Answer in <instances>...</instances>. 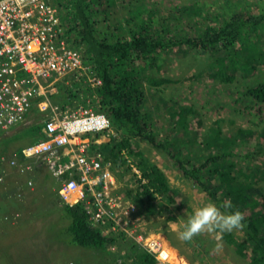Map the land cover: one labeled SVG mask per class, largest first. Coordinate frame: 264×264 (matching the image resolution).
I'll return each mask as SVG.
<instances>
[{
    "label": "rangeland",
    "instance_id": "374dc122",
    "mask_svg": "<svg viewBox=\"0 0 264 264\" xmlns=\"http://www.w3.org/2000/svg\"><path fill=\"white\" fill-rule=\"evenodd\" d=\"M119 2L111 6L113 13L116 6L122 13L121 9L126 4L129 8L139 5L151 11V23L158 25V29L163 28L165 33L169 28L175 38L179 39L182 36L186 39L195 36L196 31L207 26L206 23L219 26L225 19L237 13L245 16L264 13V0H119ZM190 6L195 7L194 11L184 9ZM262 35L264 47V30ZM167 52L168 49H165L162 63L159 69L155 70V74L170 81L158 86L146 81L144 87L146 105L151 109L158 106L152 118L154 133L158 137L159 135L165 137L168 131L176 138L178 130L181 129L186 135L185 138L193 137L188 145L195 150L198 144H202L201 141L211 127H221L219 136L223 141L229 136H234L239 129L251 130L252 134L241 137L240 142L232 148L234 154L231 160L251 174L249 181L253 182L252 191L255 189L256 192L253 194L258 200V207H262L264 103L257 101L247 89L264 81V63L259 64L251 74L238 70L236 80L222 83L219 78H213L211 75L210 66L215 57L205 48L184 43L181 47H175ZM175 105L176 107L186 105L191 110L186 117L185 126L179 127L176 132L173 128L171 132L173 117L167 107L172 108ZM47 116L45 113L43 115L36 113L32 122H41ZM217 119L220 122L216 125ZM22 127V122L17 123L7 130H0V135L2 139L5 137L8 140L15 134L19 147L34 142V133L29 135L27 128ZM107 140L108 138L104 140L101 138V141ZM137 141L135 148L142 150L149 160L165 171L175 201L167 202L156 193L148 197L144 193L143 184H134L129 180L132 174L129 171L124 172V169L129 160L134 164L136 161L129 154H125L121 163L115 165L113 172L125 194L132 199V196H137L139 202L134 201L137 210L130 214L122 230L118 229L122 232L107 234L109 239L107 249L110 253L104 254L102 250L89 249L72 242V234L67 228L71 222L68 214L65 216L69 222L61 217L60 221L58 219L54 221L50 217L56 215V208L63 203L58 194L59 182L54 178L51 181L50 193L42 185L46 180L44 174L43 183L39 186L26 184L23 187L19 184L12 188H0V264H135L134 258L129 256L135 251L132 248L135 245L133 238L148 234L161 241L163 252L165 247L169 248V254L173 255L176 251L179 260H184L186 264H252L250 254L237 250L224 238V233L201 234L194 237L191 242L177 239V232L184 229L188 217L195 209L207 203L216 205L217 203L209 197L205 188L183 173L165 150L154 147L142 138ZM204 151H212V148ZM246 153H251V157L248 158ZM36 165L32 166V171ZM9 166L12 167L11 164ZM47 172L51 173L50 170ZM39 174L38 172L36 176ZM6 177L8 181L11 180L10 175ZM46 181L49 182L50 178ZM212 186L217 184L214 183ZM53 187L56 189L53 190ZM34 194H37L38 198H35ZM122 210L127 209L123 206ZM105 230L109 231L110 227ZM233 233L236 237L242 235L240 230ZM218 244L221 246L217 247ZM163 257L160 258L163 264H173L168 260L169 257L166 258L164 255ZM161 262L158 261L156 264Z\"/></svg>",
    "mask_w": 264,
    "mask_h": 264
},
{
    "label": "trees",
    "instance_id": "16d2710c",
    "mask_svg": "<svg viewBox=\"0 0 264 264\" xmlns=\"http://www.w3.org/2000/svg\"><path fill=\"white\" fill-rule=\"evenodd\" d=\"M50 1L64 25L63 35L80 51L84 65L101 80L99 85L92 88L83 77L72 75L71 85H59V93L55 95L60 96L61 108L78 106L79 102L86 104V98H91L89 106L95 112L105 113L111 120L112 129L121 137L118 141L113 138L111 143H95L99 150L114 159L122 158L125 154L132 156L147 180L144 193L148 197L155 193L160 194L167 202H172L175 201V196L171 192L165 171L135 147L138 144L137 139L142 138L154 147L165 150L185 175L205 188L218 206L224 201H230L232 208L227 211H240L244 214L245 227L240 230L242 235L236 237L231 232L224 233L223 236L241 253L248 252L252 264H264V204L258 207V200L253 194L256 191H252L253 182L249 181L251 174L231 160L234 154L232 148L240 142L241 137L252 134L251 130L239 129L238 133L223 141L219 136L221 127H211L201 141L202 144L192 150L188 143L193 137L185 138L186 135L179 129L185 126L186 117L191 110L189 106L167 107L173 117L170 130L172 132L174 128L176 132L179 129L177 137L173 138L168 131L165 137H158L152 127V118L158 106L151 109L146 105L144 91L146 81L156 86L170 81L158 77L155 70L162 63L165 49L169 53L184 43L201 46L215 57L210 66L211 75L219 78L222 83L236 80L238 70L251 74L259 64L264 63V13L249 14L246 17L237 13L225 19L219 26L206 23L207 26L196 31L195 36L187 39L182 36L179 39L175 38L169 28L165 33L163 28L158 29V25L151 23V11L139 5L129 8L126 4L121 9L122 13L116 6L113 13L111 6L121 1ZM194 8L190 6L184 9L194 11ZM247 91L257 101L264 103V81L248 87ZM42 99L43 97H37L35 103ZM34 110L39 108L35 105ZM219 122V119L215 120L216 125ZM41 125V122L33 124L36 133L33 143L46 138L41 131ZM209 147L212 151H204ZM250 155L251 153H246L248 158ZM27 159L23 157L21 160ZM125 171H130V168H125ZM44 176L45 179L49 178L47 173ZM214 183L217 186H212ZM34 197L38 198V195L34 194ZM132 197L133 201L139 202L137 196ZM55 211L57 212L54 216L48 214L54 221L61 217L69 222L65 214L70 216L71 222L67 228L72 234L74 244L102 250L104 254L110 253L107 249L109 239L100 229L91 226L84 203L71 205L63 202ZM133 248L135 251L131 256L138 264L158 263L145 250L136 249V245Z\"/></svg>",
    "mask_w": 264,
    "mask_h": 264
},
{
    "label": "built area",
    "instance_id": "2783aa9c",
    "mask_svg": "<svg viewBox=\"0 0 264 264\" xmlns=\"http://www.w3.org/2000/svg\"><path fill=\"white\" fill-rule=\"evenodd\" d=\"M63 28L50 0H0V129L22 122L37 97H43L37 105L42 111H52L43 128L49 140L30 145L22 153L46 163L61 179V199L73 205L84 203L89 221L107 236L122 232L137 205L119 185L113 172L115 163L99 148H92L90 133L110 129L107 116L89 107L90 98H86V104L79 102L64 111L51 102L56 83H66L72 75L83 77L92 88L101 83L84 65L81 53L70 46ZM10 162L18 165L14 159ZM126 167L130 168L129 180L134 184L147 183L131 160ZM123 206L127 210H122ZM108 226L110 230L106 231ZM135 239L149 251H160L158 257L164 258L160 240L149 235Z\"/></svg>",
    "mask_w": 264,
    "mask_h": 264
},
{
    "label": "clouds",
    "instance_id": "9594fccd",
    "mask_svg": "<svg viewBox=\"0 0 264 264\" xmlns=\"http://www.w3.org/2000/svg\"><path fill=\"white\" fill-rule=\"evenodd\" d=\"M245 16V15H244ZM246 17V16H245ZM69 42V41H68ZM70 44V43H69ZM70 46H72L71 44H70ZM73 47V46H72ZM76 49V48H75ZM78 50V49H77ZM79 51V50H78ZM80 52V51H79ZM71 80H72V78L71 77H69L68 79H67V82L69 81V83L67 84V82L65 83V81L64 80H60V82H57L56 83V90H55V92L54 93H52V94H54V95H56V94H58L59 93V89H60V87H59V85H61V84H66L67 86L68 85H71ZM52 95H50V97H51ZM87 98H89V97H87ZM91 99V98H90ZM86 101V100H85ZM91 101H92V99H91ZM51 102H52V104H53V101L51 100ZM38 102L37 103H35V101H34V105H33V107L31 108V110L32 109H34V107H35V105H36V107H38ZM54 105H57L55 102H54ZM61 105V104H60ZM60 105H58V107L60 108V109H62L61 108V106ZM90 105V104H89ZM39 108V107H38ZM73 107H71V108H68L67 107V109H72ZM49 109L50 108H48L46 111L47 112H49ZM66 109V108H65ZM30 110V111H31ZM63 111H64V109H62ZM30 111L28 112V113H30ZM37 111H41L42 113H45L46 111H42V110H40V108H39V110H35V113L37 112ZM101 112V111H100ZM28 113H27V115H28ZM35 113H34V115H35ZM103 113V112H102ZM103 114H105V113H103ZM26 115V116H27ZM106 115V114H105ZM51 116V114H49V116L48 117H46L45 119H44V121L42 120L41 121V123H42V125H41V131H42V133L45 135V139L44 140H42V141H40V142H45V141H47V140H49V137H48V135H46L45 133H44V131H43V128H44V126H45V124H46V120L49 118ZM107 116V115H106ZM107 118L109 119V121H110V124H111V120H110V118L107 116ZM26 119V118H25ZM24 119V120H25ZM22 122H24V121H22ZM38 123H40V122H38ZM109 124V125H110ZM1 130V129H0ZM117 133V134H116ZM91 134V138H92V148L93 149H98L99 147L96 145V144H98V145H102V144H104V143H111V141L113 140V138L116 140V141H118L121 137H120V134L118 133V132H116V131H114L113 129H112V125H110V129L109 130H107V131H105L104 133H90ZM101 138H103V140L105 139V138H108V140L107 141H101V142H96V140H101ZM40 142H38V143H40ZM38 143H30V144H28L26 147H28V146H30V145H35V144H38ZM96 143V144H95ZM25 147V148H26ZM24 149V148H23ZM22 149V150H23ZM22 150H21V153H20V155H22V157H26V156H24L23 155V153H22ZM123 154H124V152H122ZM104 155V157L106 156L108 159H110V160H112L114 163H115V165L117 164V165H119L120 163H121V160L124 158V157H120V158H117V159H114V158H112V157H109L106 153L105 154H103ZM0 156H3L2 154H0ZM21 157V158H22ZM28 159L26 160V161H28V160H36V161H38V162H42V164H44V165H42V166H44V167H46L48 170H50L51 171V173H52V175L53 176H55L54 175V173H53V171H52V169L46 164V163H44L42 160H37L36 158H31V157H27ZM6 159H4V160H2V159H0V165L2 164V162L3 161H5ZM15 160V159H14ZM136 165V164H135ZM17 166H20V165H17ZM32 166H33V164H30V163H27V164H25V165H21V168H20V170H22V171H24V172H31L32 171ZM127 168V167H126ZM139 169V168H138ZM129 173H131L130 171H129ZM56 177V176H55ZM57 178V177H56ZM67 178H68V176H67ZM58 180H59V182H60V184H59V186H58V194H59V187H60V185H61V179H59V178H57ZM6 185V176H5V171L3 170V169H1V167H0V186L1 185ZM27 184H29V185H33L34 184V182H32V181H29ZM147 185V183L145 184V185H143L144 187ZM145 191V190H144ZM60 196V195H59ZM132 196V195H131ZM131 198V197H130ZM132 199V198H131ZM63 202H65V201H63ZM77 203H79V202H77ZM76 204V203H75ZM71 205H73V204H71ZM137 205V204H136ZM232 208V204H231V202L230 201H224L220 206H217L215 203H207V204H205L204 206H202V207H198L197 209H195L194 210V212L188 217V220H187V224H186V226L184 227V229L182 230V231H178L177 232V239L178 240H180V241H182V242H191L193 239H194V237H196V236H199V235H201V234H205V233H208V234H212V233H231V232H233V231H236V230H242L244 227H245V223H244V221H245V216H244V214L242 213V212H240V211H235V212H229V211H227V210H229V209H231ZM221 209H224V211H222ZM89 214V213H88ZM90 218V217H89ZM90 220V219H89ZM90 224H91V226H93V227H95V228H98V229H100V227H98V226H95V225H93L92 223H91V221H90ZM100 231H101V233H103L104 234V231H102L101 229H100ZM141 234H144V233H141ZM151 234V233H150ZM105 235V234H104ZM149 235V234H148ZM148 235H144V236H148ZM106 236V235H105ZM107 237V236H106ZM134 239V244L136 245V249H139V250H145L147 253H149L150 255H152L154 258H155V260L158 262V261H160L161 262V259H160V256L158 257V255L160 254L159 252L160 251H149L147 248H144V246L142 245V244H140L135 238H133ZM134 246V245H133ZM133 246H132V248H133ZM221 245H217V247H220ZM159 253V254H158ZM131 254H132V252H131ZM131 254L129 255V256H131ZM132 257V256H131ZM163 259V258H162ZM133 261H134V263L135 264H138L137 262H136V260L135 259H133ZM161 264H163L162 262H161ZM165 264V263H164Z\"/></svg>",
    "mask_w": 264,
    "mask_h": 264
},
{
    "label": "crops",
    "instance_id": "0c3cea01",
    "mask_svg": "<svg viewBox=\"0 0 264 264\" xmlns=\"http://www.w3.org/2000/svg\"><path fill=\"white\" fill-rule=\"evenodd\" d=\"M59 97H60L59 95H57V96L54 95V96L50 97V99L53 101V105H54V102L57 105H60V101L61 100L59 99ZM34 113H35V110L32 109L30 111V113H28V115L26 116V119L23 120L24 122H22L23 123V127H25V129L27 128V132H28L29 135H31L33 133H34V135L36 134L34 132V130H32V129H34L32 127L33 124L36 123V122H32L33 117H34ZM36 113L39 114V115H43V113L41 111H37ZM47 114H48V116H49V114H52L51 109H50V112H47V111L45 112V115H47ZM43 121H44V119H43ZM11 132L14 133L15 131H11ZM15 136L16 135L13 134L7 140L5 137H3V139H2V135H0V154H2L5 157V159H6L5 161L2 162L0 167H1V169H3L5 171V176L6 175H10V177H11L10 178L11 180L8 181V179H7L6 185L5 184L1 185L0 188H2V189L3 188H12L15 185H19V184H20L19 186L23 185V187H25L26 184L29 181L34 182V184L36 186L41 185L43 183L42 180L44 179L43 178V174H45L46 171H48V169L46 167H44L45 165L42 164V162H38L36 160H28V161L21 160L23 158L20 155L21 150L23 148H25L28 144H23L21 147H19L18 146L19 145V141L15 139ZM34 139H35V137H34ZM29 143H31V142H29ZM65 150H66V147L62 149V151H65ZM12 159H15L17 161L18 165H20V166H16L15 168H12V167L10 168L9 165H10V161ZM27 163H30V164H33V165L38 164V165L35 166L34 170L31 171L32 174L29 173V172H24V171L20 170L21 165H25ZM42 165H44V166H42ZM38 172L40 174L38 176H36L38 174ZM47 174L49 175L50 181L47 182L46 181L48 179L47 178L45 180V183L42 184V185H44L47 188L48 193H49L50 192V186L52 185V183H51L52 179L54 178V180L58 181V182H59V180L55 176H53L50 172L49 173L47 172ZM53 184H57V183H53ZM59 184H60V182L58 183V186H59ZM52 189L55 190L56 188L53 187Z\"/></svg>",
    "mask_w": 264,
    "mask_h": 264
},
{
    "label": "bare ground",
    "instance_id": "6f19581e",
    "mask_svg": "<svg viewBox=\"0 0 264 264\" xmlns=\"http://www.w3.org/2000/svg\"><path fill=\"white\" fill-rule=\"evenodd\" d=\"M210 25V24H209ZM10 164H11V162H10ZM11 166L12 167H16L15 165H13V164H11ZM6 180H7V177H6ZM164 252H163V255L167 258V257H169V261H171L173 264H186V262L184 261V260H182V261H180L179 259V257H178V254H177V252L176 251H174L173 252V255L172 254H169L170 253V250H169V248H164ZM167 253V254H166Z\"/></svg>",
    "mask_w": 264,
    "mask_h": 264
}]
</instances>
